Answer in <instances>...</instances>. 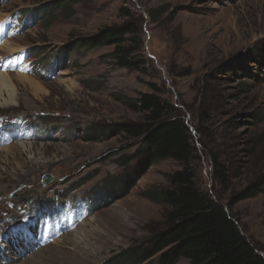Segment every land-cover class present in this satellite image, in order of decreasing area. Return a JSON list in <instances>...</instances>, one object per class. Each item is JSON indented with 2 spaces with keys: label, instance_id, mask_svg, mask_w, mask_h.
<instances>
[{
  "label": "rangeland",
  "instance_id": "rangeland-1",
  "mask_svg": "<svg viewBox=\"0 0 264 264\" xmlns=\"http://www.w3.org/2000/svg\"><path fill=\"white\" fill-rule=\"evenodd\" d=\"M61 2L0 0L1 47L11 40L26 47L0 55L7 71L0 73L12 77L9 90L0 89V241L16 239L22 254L0 264H22L27 245H52L39 264H62L53 260L57 250L65 251L64 264H104L150 247L170 207L144 194L167 188L183 166L162 160L132 188H120L119 158L135 148L118 136L86 141V133L142 121L122 98L137 100L153 86L190 129L198 188L228 207L264 258V0H92L66 9ZM128 24L143 42L144 73L113 67L105 58L112 47L70 51L80 39ZM216 162L225 181L215 175ZM46 175L53 182L44 186ZM252 187L261 193L238 201ZM46 208L58 219L46 220ZM23 223L40 235L52 228L45 244ZM75 242L82 253L71 259Z\"/></svg>",
  "mask_w": 264,
  "mask_h": 264
},
{
  "label": "trees",
  "instance_id": "trees-1",
  "mask_svg": "<svg viewBox=\"0 0 264 264\" xmlns=\"http://www.w3.org/2000/svg\"><path fill=\"white\" fill-rule=\"evenodd\" d=\"M84 1L92 0H62L61 4L64 3L62 7L66 9ZM142 45L138 29L128 24L80 39L70 46V51L112 47L113 51L105 58L113 67L144 73L147 62L142 55ZM153 90L154 93L141 94L137 100L122 98L132 112L142 115V121L92 126L86 133V141L118 136L130 143L129 149L135 148L132 154L119 158L118 166L124 172L117 180L120 188H132L152 165L162 160L171 159L183 166L168 177L167 188L144 194L149 201L170 207L164 227L155 234L150 247L131 249L104 264L114 261L115 264H145L152 260L151 264H177L183 259L191 264H264V258L244 237L228 207L198 188L191 165L195 148L190 129L183 119L174 116V106L165 101L154 86ZM215 175L225 181L224 169L217 162ZM260 193L258 187H252L238 201Z\"/></svg>",
  "mask_w": 264,
  "mask_h": 264
},
{
  "label": "bare ground",
  "instance_id": "bare-ground-1",
  "mask_svg": "<svg viewBox=\"0 0 264 264\" xmlns=\"http://www.w3.org/2000/svg\"><path fill=\"white\" fill-rule=\"evenodd\" d=\"M6 17V15H0V21L1 20H3L4 18ZM4 44V43H3ZM2 44V45H3ZM2 45H0V47L2 46ZM26 47L25 46H22V45H19L18 43H16V40H11V41H8L6 44H5V46L4 47H1L0 48V55H2V56H6V55H10V54H18L20 51H22V50H24ZM1 61V60H0ZM3 70V69H2ZM13 76V75H12ZM14 77H16L17 79H19V80H25V79H27L28 77L26 76V75H23V74H15L14 75ZM12 80V77H11V75H9V74H2V73H0V89H4V88H7V87H10V86H12L11 85V81ZM20 82V81H19ZM26 83V82H25ZM38 83V82H37ZM32 84V86L34 87V88H36V89H40L39 88V86L40 85H38V84H34V83H31ZM75 86V85H74ZM8 89V88H7ZM9 90V89H8ZM13 91H14V89H13ZM26 138V137H25ZM24 144H26V143H24ZM18 145V144H17ZM21 145V144H20ZM13 145H11L10 147H7V148H4V150H8V149H10L11 147H12ZM23 185V184H22ZM31 186V185H30ZM19 187V186H18ZM21 187V186H20ZM33 187V186H32ZM28 188V187H27ZM29 189V188H28ZM14 190H15V188H14ZM22 191V190H21ZM20 191V192H21ZM3 194V193H2ZM12 206V205H11ZM11 209V208H10ZM8 211V210H7ZM10 211V210H9ZM18 212V211H17ZM9 213V212H8ZM14 213V212H13ZM17 215V214H16ZM21 215V214H20ZM13 217V216H12ZM9 218V217H8ZM26 218V217H25ZM1 219V218H0ZM14 219V218H13ZM22 219V218H21ZM87 219V218H86ZM6 220V219H5ZM24 220H26V219H24ZM14 221H15V219H14ZM17 221V220H16ZM19 221V220H18ZM22 221V220H21ZM27 221V220H26ZM71 221H72V219H71ZM80 221V220H79ZM6 222V221H5ZM7 222H9V221H7ZM11 222V221H10ZM23 222V221H22ZM34 222V221H33ZM75 222V221H74ZM0 224H2V223H0ZM24 224V223H23ZM69 224V223H68ZM72 225H73V223H72ZM3 226V225H2ZM70 226V225H69ZM75 226V225H74ZM83 226H84V224H83ZM64 227V226H63ZM71 227V226H70ZM73 227V226H72ZM82 227V226H81ZM9 228V227H8ZM22 228V227H21ZM20 228V229H21ZM65 228V227H64ZM23 229V228H22ZM71 229V228H70ZM3 230V228H0V239H2V234H1V231ZM75 230V229H74ZM58 231H60V230H58ZM63 232V231H62ZM73 232V231H72ZM14 233V232H13ZM25 233V232H24ZM4 234V233H3ZM21 234V233H20ZM33 234V233H32ZM57 234V233H56ZM69 235V234H68ZM90 235L91 236H93L94 234H93V232L92 233H90ZM37 236V235H36ZM10 237V236H9ZM19 238V237H18ZM92 238V237H91ZM15 240L16 239H14V241L12 242V240H10V241H0V260L2 261V257H4V258H6V260H9V261H13V262H19L20 261V259H22V258H20V256H22V254H21V249H20V246H19V244L17 243V242H15ZM36 240V239H35ZM62 240H64V238H61V239H59L57 242H54V243H57L58 244V242H61ZM54 241V240H53ZM32 242V241H31ZM83 242V241H82ZM14 243H16V245L14 246ZM29 243V242H28ZM52 245H49V246H47L46 248H44V249H40V251H36V252H32L33 253V255H28V254H30V252H28V256L26 255L25 256V260H24V262L22 263V264H39V263H41L42 262V254H43V252L45 251V250H47L48 248H50ZM32 247V246H31ZM74 247H75V250L76 251H78L77 253L74 251H72L71 252V256H72V258L71 259H75V258H79L80 257V254L82 253H80L79 251L80 250H82V249H80V247L78 248V243H76L75 242V244H74ZM23 248V247H22ZM24 249V248H23ZM34 249V248H33ZM27 251V250H26ZM69 252V251H68ZM27 253V252H26ZM65 253V251L64 252H62V251H56L54 254L56 255V254H58L57 256H55L54 258H53V260L54 261H56V260H58V261H60L62 264H64L66 261L65 260H67V259H65L64 257H62V256H59V254H64ZM78 253H80V254H78ZM25 254V253H24ZM72 254H74V255H72ZM28 257V258H27ZM8 262V261H7ZM6 262V263H7ZM6 263H4V261L1 263V264H6ZM11 263V262H10ZM47 264V263H46Z\"/></svg>",
  "mask_w": 264,
  "mask_h": 264
},
{
  "label": "water",
  "instance_id": "water-1",
  "mask_svg": "<svg viewBox=\"0 0 264 264\" xmlns=\"http://www.w3.org/2000/svg\"><path fill=\"white\" fill-rule=\"evenodd\" d=\"M44 186H47L53 182V177L51 175H46L43 178Z\"/></svg>",
  "mask_w": 264,
  "mask_h": 264
}]
</instances>
